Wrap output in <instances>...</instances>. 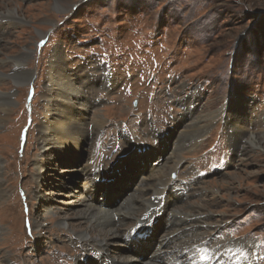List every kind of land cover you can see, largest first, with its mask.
<instances>
[{
  "label": "rangeland",
  "instance_id": "374dc122",
  "mask_svg": "<svg viewBox=\"0 0 264 264\" xmlns=\"http://www.w3.org/2000/svg\"><path fill=\"white\" fill-rule=\"evenodd\" d=\"M7 8L24 21L0 14V73H7L0 93L13 94L14 101L0 124V264H76L75 258L96 264L98 243L82 247L73 234L88 227L71 215L75 205L58 194V182L69 181V174L89 177L71 170L84 158L110 167L112 178L102 186L106 199L100 188L92 200L110 208L147 169L161 166L169 148L164 171L174 167L170 183L182 193L168 212L186 214L189 220L179 227L192 232H174L161 250L215 248L205 259L191 248L181 258L186 264H264V0H0V10ZM15 56L25 58L22 68L30 74L19 84L9 76ZM56 63L63 67L60 76ZM64 72L75 79V91L60 87ZM56 100L83 105L88 145L83 150L69 143L68 151L86 153H71L72 159L67 153L63 160L55 156L60 149H51L53 161L38 185L44 111ZM195 123L203 126L201 134L187 145L199 134ZM254 134L257 145L250 142ZM158 136L167 141L157 145ZM156 160L159 166L151 163ZM158 185L150 179L138 198L155 202ZM67 188L73 192L71 183ZM151 205L132 208L133 215L154 217L160 210ZM64 218L69 228L59 223ZM155 220L165 226L158 232L163 238L171 219L162 213ZM123 227H133V219ZM121 240L111 241L110 253L131 252L134 243L116 245ZM151 246H134L136 264Z\"/></svg>",
  "mask_w": 264,
  "mask_h": 264
},
{
  "label": "bare ground",
  "instance_id": "6f19581e",
  "mask_svg": "<svg viewBox=\"0 0 264 264\" xmlns=\"http://www.w3.org/2000/svg\"><path fill=\"white\" fill-rule=\"evenodd\" d=\"M55 7L58 10H65V7L62 5H59V4H56ZM1 12H5V14H7V16H9L11 19H14L16 21H20V22L24 21V19L21 18L20 16H18L16 14V11L11 9V8L10 9L7 8L5 11L0 10V14L3 15L4 13H1ZM4 16H2V17H4ZM2 17H0V19H2ZM24 59L25 58H22L21 56H15V57H12L11 60H9L12 64V66H15L12 73L9 75L11 77V79H13L15 84H19V83L23 82L24 80L29 79V75H30L29 72L25 68H22V66L24 64ZM62 68L63 67L60 65V63H56L53 65V71H54V73H57L58 75L63 71ZM65 75H62V78H63L62 80H60V79L58 80L61 83L60 87L62 89H67V90L70 89L71 92L75 91L73 89V87H74L73 83H76L75 79L72 78V81H73V83H72L71 78L69 77L68 73H65ZM6 76H7V73H5V72H2V74L0 73V79L3 77H6ZM108 80H109L108 77L104 75L103 80H102L103 85H104V83H108ZM82 83H84V82H82ZM57 85H59V84H57ZM12 95L9 93H0V124L3 122L4 118L9 113L10 106L14 103L13 99L11 98ZM49 97L51 98L52 96L49 95ZM88 102H89V100H88ZM46 103H47V107L49 110L44 111V113H45L44 118L45 119H44V122L42 123V127H41L42 130L40 131V132H42V137H41V140L39 142V150L41 151V153L38 154L39 158L35 161V165H36L37 172H38L35 180H36L38 185H40V179H42V176L44 175L43 173H45V170L47 169L46 164L48 162L51 163L53 161V159H52L53 154L51 152V149H53V152H54V149H56V148L60 149L59 151L55 152V156L59 155L60 157H62V158H60L61 160L65 159L67 157V153L69 156H71L70 157L71 159L73 158V155L71 153H75V154L77 153L78 154L80 152L84 155V153H86V152H83V150L86 149V147L88 145V136H89V132H90V131H88V129L87 130L85 129V125L88 124V122H87L86 112L84 110H81V106H83L82 104H80L81 106H80V108H78L77 103H69L68 101H64V100H56L55 102L54 101H48ZM234 122L235 121L230 120V124L235 125ZM101 123H102V121L97 119L96 125H101ZM191 126L193 127L192 124H191ZM192 127L190 128V131H185V133H183L181 136L182 137H183V135L187 136V134L189 132L190 133L193 132ZM93 128H95V127H93ZM196 128H197V131H199V134L197 133L195 139H193L191 141H190V139H188L187 145L188 144L193 145L195 143V140L201 134L203 126L201 127V126H198V124H196ZM186 132H188V133H186ZM158 134H160V133H158ZM161 135L162 134H160V136ZM158 138L154 139V141H156L157 145L159 144L160 139H162L163 141L164 140L167 141L165 138L163 139L162 137H159V136H158ZM165 141H164V143H165ZM250 142L252 143L251 145H253V144L257 145V140H256L255 134H254V136L252 135ZM69 143L73 144L75 146V148H78V149L83 146L82 152L76 151V150L68 151V149L65 147ZM132 145L133 144H130V146H132ZM155 149H156V151H159L157 146L155 147ZM171 151H172L171 148H169L168 150H165V152L162 151L164 161H163V163L160 162V163H162L161 166L156 167V168L152 167V168L147 169V173H145V175H143V177L141 179L139 178V180L136 181L137 183H135V184L132 183V185L129 187V189L126 190L125 194L121 197L119 204L112 206L110 208H105L102 205V203L100 205L92 203L93 198L98 195V189H100L99 186L95 183V178L99 177L101 175V172H103V174L106 172L105 168L103 167V165L101 163H98V162L93 163L90 158H84V161H81L82 163H80L78 168L71 169V170L72 171L74 170L75 172L79 171L81 174H83V176L86 174V175H89V177L84 176V180L82 177L79 178V180H78V177H72L69 174L67 176V179L69 181H65L64 178H61V181L58 182L59 183V184H57V185H59L58 186V192H59L58 194L65 195L69 199L68 201H70L73 205H75V210L71 213V215L75 216L77 218V220H79L81 223L84 222L85 226L88 227V228L79 229L77 231H73V234H75L77 237L81 238L84 241V243H82V247L89 248V246H91V244H92L91 243L92 241L98 243V246L96 248H94V249H96V251L94 253H92L94 258H97V264H103V263H106V264H136L135 261H136V256H138V254L134 253V251L137 252V250L134 248V246L137 247L138 243L140 242L138 240V238H136V240H132L133 242H138V243H135L134 246H131V248L128 249V250L132 249L131 252L128 254L126 253L127 255H125V256H122L116 252L110 253L109 245H111V241L115 237L120 236L121 238L124 239L126 236H129L134 231L139 230L140 228L146 226V224L149 222V220L151 218H148L147 214L144 216L145 218L144 217L143 218H139V217L137 218L136 216L133 215V209H132V208H136V207L137 208L142 207L143 203L152 204L151 205L152 209H154L156 211L162 210V213L167 214L168 218L171 219V220L167 221L169 227H167V229L165 230L167 232H166L165 236H163V238H161V236H159V234H158L162 224H156V225H154V228H153V230H154L153 231V237L149 241L142 243V245L148 244V243H150L152 245L151 246L152 247L151 248L152 253L148 254L146 259H144V260H147L148 264H151L149 262L152 261L153 259L157 260L159 262H166L167 264H177V262H178V264H182V263L186 264L185 262L187 259L185 258V260H183V262H182L181 258H182V256L187 257L186 255H189L188 251L191 248H192V250H194V252L196 253V256H198V258H203V259H205L206 257L208 258V256H209L208 252H210V251L212 253L215 252V248H210L208 251L207 248H204L201 245L198 248V250H195L194 247H190L188 245H186L187 247L183 246L181 249H177L176 247L172 246L171 248L163 249V251L161 250V248L167 244L168 240H173L174 232H176L177 236H179V237L185 236L186 233H188L190 231L192 232V229H190V231L189 230L183 231L179 227L181 224H183L184 222L189 220V217L186 214H183V215H177L176 214L174 217L171 212H168L169 204H173L172 203V201H174L173 199L179 193L177 191L176 187L170 183L169 174H168L170 171L174 170V167H169L168 173H165V171H164V168L167 166V163H168V161H167L168 157H166L165 153L167 154V152L170 153ZM159 158H160V156H158L157 159H159ZM175 162H176V166L180 163L177 161H175ZM151 163L154 164V162H151ZM55 165H56V163H55ZM54 166H53V168H54ZM114 166H116V165H114ZM166 174H167V176H166ZM57 176H59V175H57ZM75 178H77V182L79 183V187L81 186L82 189H80L79 187L76 188L75 183L73 181ZM129 178H130V176H127V179H129ZM150 179L152 180V182H156L157 184H159L158 186H160V189L155 191V192H157L156 197H155V202H153L154 200L151 202H148L145 199L141 200L140 198H138V195L136 194V192L137 193L139 192V194L144 193V192H142L143 187L145 186L146 182L150 181ZM67 183L68 184L71 183L73 185V187H74L73 192H71V193L69 192V190L67 188ZM85 190L87 192H84ZM128 191H131V192L127 195ZM2 192L4 193V189L0 188V195L2 194ZM36 196H38V195H36ZM41 197L44 199V196H41ZM121 202L124 205H126V207H127V205L129 206V209L127 207V212H124V213L121 212V210H122V205H121L122 203ZM160 204H162L163 206L160 209H156V207ZM44 206L46 208H49L48 204H44ZM177 213H179V212H177ZM129 217H131V219H133V227L126 230V228H124L123 225H124L125 219L129 218ZM65 218L63 220L59 221V223L62 224L63 226H66L64 228H69L68 227L69 223L66 221ZM163 224H165V222ZM173 225L177 226V227L170 228ZM76 227H77V225H76ZM164 227L165 226H163L161 228H164ZM91 233H94L93 236L91 235ZM155 234H158V235H155ZM146 235H147V233H146ZM154 237H155V240H154ZM116 245L126 246L127 244L123 240H121ZM93 246H95V245H93ZM174 246H176V245H174ZM146 249H147V247H146ZM196 251L198 252V254ZM92 255H89V256L92 257ZM175 257L177 259V262L173 263L172 261L174 260ZM123 258H125L127 261L124 262ZM144 260H143V262H141V264L146 263ZM213 260H221V258H218V256H214ZM75 263L80 264V259L75 258ZM6 264H7V262H6ZM8 264H11V262H8Z\"/></svg>",
  "mask_w": 264,
  "mask_h": 264
}]
</instances>
